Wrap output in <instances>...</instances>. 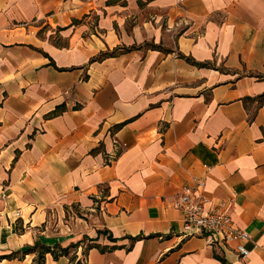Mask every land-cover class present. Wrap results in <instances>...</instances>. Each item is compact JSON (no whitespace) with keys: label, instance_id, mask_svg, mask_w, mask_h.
Listing matches in <instances>:
<instances>
[{"label":"crops","instance_id":"1","mask_svg":"<svg viewBox=\"0 0 264 264\" xmlns=\"http://www.w3.org/2000/svg\"><path fill=\"white\" fill-rule=\"evenodd\" d=\"M0 264H264V0H0Z\"/></svg>","mask_w":264,"mask_h":264},{"label":"built area","instance_id":"2","mask_svg":"<svg viewBox=\"0 0 264 264\" xmlns=\"http://www.w3.org/2000/svg\"><path fill=\"white\" fill-rule=\"evenodd\" d=\"M204 183L198 181V186ZM206 199L191 194L188 190L181 193L175 201V207L183 213V231L186 234H204L211 243L217 245H234L237 254L246 259L251 253L247 247L250 233L233 222L227 211L207 209Z\"/></svg>","mask_w":264,"mask_h":264},{"label":"trees","instance_id":"3","mask_svg":"<svg viewBox=\"0 0 264 264\" xmlns=\"http://www.w3.org/2000/svg\"><path fill=\"white\" fill-rule=\"evenodd\" d=\"M66 252H67V248H62L60 253H66ZM57 255H58V254H56V256H57Z\"/></svg>","mask_w":264,"mask_h":264}]
</instances>
